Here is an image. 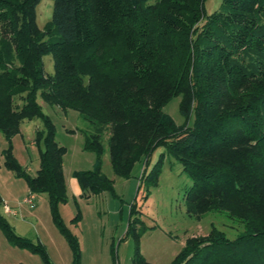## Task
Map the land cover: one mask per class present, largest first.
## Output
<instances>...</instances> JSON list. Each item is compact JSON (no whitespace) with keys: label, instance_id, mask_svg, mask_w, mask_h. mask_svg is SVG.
<instances>
[{"label":"trees","instance_id":"16d2710c","mask_svg":"<svg viewBox=\"0 0 264 264\" xmlns=\"http://www.w3.org/2000/svg\"><path fill=\"white\" fill-rule=\"evenodd\" d=\"M38 1L0 0V133L9 140L23 119H40L34 174L19 166L9 144L1 153L30 193L46 194L71 249L70 264H79L77 238L56 211L66 199L64 147L54 140L37 94L93 125L82 131L92 167L71 173L80 196L113 193L111 178L100 170L105 130L114 174L128 177L134 162L147 163L163 146L148 171L142 169L144 184L156 183L167 152L190 177L185 211L197 218L224 212L240 225L231 238L212 223L205 235L187 236L168 264H264V0H221L209 13L204 0H52L41 29ZM44 54H50L51 73L43 68ZM176 95L181 123L162 108ZM128 211L130 262L151 264L138 249L144 228L130 218L133 203ZM0 229L11 243L46 257L41 244L15 234L1 212Z\"/></svg>","mask_w":264,"mask_h":264},{"label":"rangeland","instance_id":"374dc122","mask_svg":"<svg viewBox=\"0 0 264 264\" xmlns=\"http://www.w3.org/2000/svg\"><path fill=\"white\" fill-rule=\"evenodd\" d=\"M220 1L204 0L205 12L216 9ZM51 8L52 0L36 3L35 22L40 29L48 22ZM42 62L45 72L51 73L50 54H44ZM178 99V95L172 96L162 107L175 123L184 119L178 111ZM36 100L53 122L54 140L64 147L62 173L66 199L57 204L56 211L64 225L76 235L79 264H132L134 236L125 230L130 203L136 210L130 218L136 217L137 224L144 228L137 237L139 252L151 264H168L187 236L205 235L211 223L230 238L238 231L236 227L240 225L227 218L224 212L209 211L197 218L185 211L183 191L190 184V177L173 155L164 152L156 183L144 184L139 175L142 169L148 171L159 152L164 151L163 146L151 152L147 163L142 159L134 162L128 177L114 174L106 149L105 130L101 134L104 151L100 170L111 178L113 193L100 191L88 198L74 194L70 182L75 179L72 171L90 169L93 164V153L83 148L82 133L83 130L92 131L93 125L74 109L49 105L38 94ZM20 101L15 98L16 103ZM36 128H41V121L33 117L23 119L9 140L0 133V212L15 234L32 243L39 242L46 257L11 243L0 229V264H70L72 261L71 249L53 220L46 194L33 192L30 203L23 201L30 192L28 186L22 176L4 165L2 159L1 150L9 144L19 166L28 174H34L38 165ZM39 147L42 146L39 144Z\"/></svg>","mask_w":264,"mask_h":264},{"label":"crops","instance_id":"0c3cea01","mask_svg":"<svg viewBox=\"0 0 264 264\" xmlns=\"http://www.w3.org/2000/svg\"><path fill=\"white\" fill-rule=\"evenodd\" d=\"M70 182H71V187H72V191H73V193H74V194H78V193H79V186H78L76 180L74 179V180H71ZM89 196H90V195H89ZM85 198H88V197H85ZM8 208L11 209V210L13 211V213L15 212V211L13 210V208H10V207H8ZM145 259H146V257H145Z\"/></svg>","mask_w":264,"mask_h":264},{"label":"built area","instance_id":"2783aa9c","mask_svg":"<svg viewBox=\"0 0 264 264\" xmlns=\"http://www.w3.org/2000/svg\"><path fill=\"white\" fill-rule=\"evenodd\" d=\"M32 198H33V194L29 192V194L26 195V196H24L22 200L25 201V202H29V203H30V202L32 201ZM6 208H7V207H6ZM7 209H8V208H7ZM10 211H11V210H10ZM129 264H130V263H129Z\"/></svg>","mask_w":264,"mask_h":264}]
</instances>
